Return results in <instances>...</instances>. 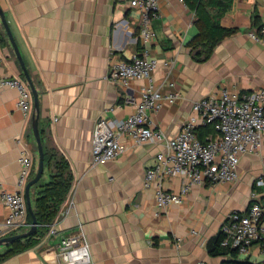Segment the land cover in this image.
Instances as JSON below:
<instances>
[{"label": "crops", "instance_id": "obj_1", "mask_svg": "<svg viewBox=\"0 0 264 264\" xmlns=\"http://www.w3.org/2000/svg\"><path fill=\"white\" fill-rule=\"evenodd\" d=\"M207 1L219 23L237 32L221 39L205 60L196 58L198 49L191 44L200 27L196 11L186 1H161L160 15L152 21L156 37L146 46L139 34L141 15L131 0H0L39 92L44 149L65 157L73 174L71 192L52 224L58 235L0 264H57L60 239L76 234H82L89 246L90 264L226 261L222 241L217 249L215 245L218 237L223 238L221 227L228 214L249 207L255 182L264 176V140L258 153L241 158L237 183L194 187L183 204L168 210L158 207L153 189L144 188L147 168L165 150L162 143L143 144L93 165L97 119L103 115L116 121L133 113L131 102L141 100L148 84L147 80H131L128 85L111 82L108 73L114 61L130 60L145 50L158 58L154 84L161 86L168 79L182 93L176 102L150 114L153 125L168 136L180 131L189 115L197 114L196 100L219 96L223 89L245 93L264 87V45L251 36L264 24V0ZM0 49V74L26 80L1 17ZM166 60L175 63L168 67ZM163 89L171 90L165 84ZM18 97L14 87L0 89V224L8 215L2 190L17 188L21 170L19 137L33 156L30 179L39 161L32 126L34 97L28 115L18 108ZM54 164V159L46 162L41 181L31 188L34 208ZM182 184L181 176L164 183L173 192ZM259 257L255 245L240 259Z\"/></svg>", "mask_w": 264, "mask_h": 264}, {"label": "built area", "instance_id": "obj_2", "mask_svg": "<svg viewBox=\"0 0 264 264\" xmlns=\"http://www.w3.org/2000/svg\"><path fill=\"white\" fill-rule=\"evenodd\" d=\"M162 0H131L141 15L140 38L147 46L156 37L152 21L160 15ZM185 1V0H181ZM264 14V13H263ZM251 36L264 45V24L251 32ZM1 61V49H0ZM164 65L172 67L175 60H166ZM160 66L158 58L145 50L132 59L112 62L108 78L113 83L128 85L131 80H147L140 101H132L134 111L123 119L111 120L105 116L97 119L93 131V165L118 158L128 149L147 143H164L166 153H159L155 164L145 173L144 188L153 189L156 202L162 210L173 204H183L189 192L197 186L219 183L234 184L239 179V164L244 155L258 152L264 140V87L249 92L223 89L219 96H204L193 103L197 114L184 121L177 134L169 137L165 131L153 125L151 113L182 97L175 83L166 79L156 86L153 74ZM14 87L19 92L18 108L28 115L31 111L32 92L27 80L0 74V89ZM212 124L216 131L203 142L197 127ZM19 162L21 170L15 190H2L1 201L8 215L0 224V238L11 235L13 230L29 228L28 206L25 186L30 180L33 156L22 139ZM181 176L183 184L178 192L167 189L165 180ZM252 192V202L245 211L231 212L222 224V246L247 256L258 245L263 258L255 264H264V176L257 178ZM64 213V211H63ZM195 233V231H194ZM58 235L51 225L48 237ZM57 264H90L92 262L88 244L82 234L62 237L58 244ZM195 264H206L198 261Z\"/></svg>", "mask_w": 264, "mask_h": 264}, {"label": "trees", "instance_id": "obj_3", "mask_svg": "<svg viewBox=\"0 0 264 264\" xmlns=\"http://www.w3.org/2000/svg\"><path fill=\"white\" fill-rule=\"evenodd\" d=\"M196 11L198 17V25L200 34L191 42L193 47L198 49L196 58L207 59L213 53L214 48L224 37L233 35L237 32V28L224 27L219 23L217 17L212 14L207 0H185ZM218 2L219 0H211ZM229 3L225 6V9ZM196 132L203 142H208L209 136L216 131L210 125L197 127ZM54 159L55 164L52 165L50 180L42 184L41 189L37 193L34 213L38 220V230L36 233L25 238L14 241L5 246V252L0 253V263L7 259L38 246L42 240L48 237L50 226L57 220L62 210L63 204L66 202L73 185V174L70 164L65 157L57 155L45 149V166L46 162ZM42 179V178H41ZM41 181V180H40ZM39 181V182H40ZM38 182V183H39ZM28 222H33L31 212H28ZM17 232H12L15 234ZM222 236L218 237L215 248L221 245ZM215 249V250H216ZM226 259L223 264H255L249 259H240L238 251L224 248L222 253Z\"/></svg>", "mask_w": 264, "mask_h": 264}, {"label": "water", "instance_id": "obj_4", "mask_svg": "<svg viewBox=\"0 0 264 264\" xmlns=\"http://www.w3.org/2000/svg\"><path fill=\"white\" fill-rule=\"evenodd\" d=\"M0 17L2 20V23L7 31V34L10 38V41L16 51L17 57L19 59V62L23 68L24 76L30 86L31 92L34 97V113H33V131L34 135L37 140V145H38V151H39V161H38V169L35 174V176L28 181V183L25 186V196H26V202L28 206V210L31 212L33 216V222L31 223V226L23 232L20 233H15L11 234L5 237L0 238V249L2 247L8 246L11 243H13L16 240L25 238L27 236H30L38 230V220L36 218V215L34 213V207L32 204V198H31V188L36 185L42 178L44 171H45V149H44V144L43 140L41 137V131H40V104H39V92L38 89L36 88V85L28 71V68L26 66V63L23 59L21 50L15 40L14 34L12 32L11 26L7 20L6 14L2 7H0Z\"/></svg>", "mask_w": 264, "mask_h": 264}, {"label": "rangeland", "instance_id": "obj_5", "mask_svg": "<svg viewBox=\"0 0 264 264\" xmlns=\"http://www.w3.org/2000/svg\"><path fill=\"white\" fill-rule=\"evenodd\" d=\"M208 125L212 126V124H208ZM206 126H207V125H206ZM178 132H180V131H178ZM178 132H177V133H178ZM165 133H166V132H165ZM177 133H176V134H177ZM166 134H167V133H166ZM173 136H174V135H173ZM169 137H172V136H169ZM162 144L164 145L165 150H162L161 153L165 154V153H166V147H165V144H164V143H162ZM130 149H131V148H130ZM130 149H128V150H130ZM128 150H127V151H128ZM259 151H260V150H259ZM259 151H258V152H259ZM38 152H39V151H38ZM258 152H256V153H258ZM253 154H254V153H253ZM157 158H158V156L156 157V159H157ZM155 162H156V161H155ZM37 169H38V168H37ZM239 179H240V176H239ZM239 179H238L235 183H237V182L239 181ZM235 183H234V184H235ZM255 183H256V182H255ZM185 199H186V198H185ZM251 202H252V201H251ZM245 210H246V209H245ZM245 210H243V211H245ZM233 211H242V210H241V209H234V210H232L231 212H233ZM231 212H230V213H231ZM230 213H229V214H230ZM229 214H228V215H229ZM223 223H224V222H223ZM27 229H28V228H26V229L22 228V229H20V230H17L16 232H17V233H20V232H23V231H25V230H27ZM1 252H5V248H2V251H1ZM260 253H261L262 257H259L258 260H261V259L263 258V254H262L261 251H260ZM246 258H247V257H246ZM248 258H249V257H248ZM249 259H250V258H249ZM258 260H254V261L250 260V261H251L252 263H257Z\"/></svg>", "mask_w": 264, "mask_h": 264}]
</instances>
